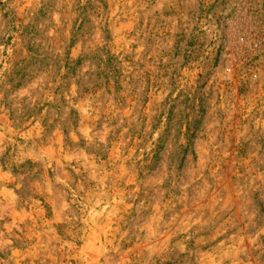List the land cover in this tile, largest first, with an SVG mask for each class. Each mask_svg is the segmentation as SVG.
Here are the masks:
<instances>
[{
    "label": "rangeland",
    "instance_id": "374dc122",
    "mask_svg": "<svg viewBox=\"0 0 264 264\" xmlns=\"http://www.w3.org/2000/svg\"><path fill=\"white\" fill-rule=\"evenodd\" d=\"M0 264H264V0H0Z\"/></svg>",
    "mask_w": 264,
    "mask_h": 264
}]
</instances>
